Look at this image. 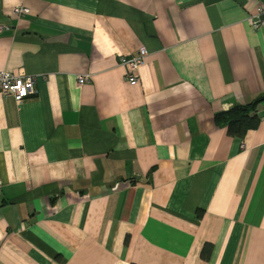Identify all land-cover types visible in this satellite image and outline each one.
Segmentation results:
<instances>
[{
  "label": "crops",
  "instance_id": "1",
  "mask_svg": "<svg viewBox=\"0 0 264 264\" xmlns=\"http://www.w3.org/2000/svg\"><path fill=\"white\" fill-rule=\"evenodd\" d=\"M259 4L0 0V71L35 79L0 88V264H264V116L215 121L264 94Z\"/></svg>",
  "mask_w": 264,
  "mask_h": 264
},
{
  "label": "built area",
  "instance_id": "2",
  "mask_svg": "<svg viewBox=\"0 0 264 264\" xmlns=\"http://www.w3.org/2000/svg\"><path fill=\"white\" fill-rule=\"evenodd\" d=\"M257 9L248 16V21L255 29L264 27V0H259ZM15 13L23 15L29 12V8L18 6ZM3 26L0 24V32ZM148 56L146 47H142L137 54L131 56H122L120 62L127 67L126 79L131 84L139 82L138 69L145 62ZM90 80L89 74H82L78 78V84L82 85ZM0 88L4 95H11L17 101H22L35 92V79L31 75L15 74L7 70L0 71ZM0 182V192H1Z\"/></svg>",
  "mask_w": 264,
  "mask_h": 264
},
{
  "label": "trees",
  "instance_id": "3",
  "mask_svg": "<svg viewBox=\"0 0 264 264\" xmlns=\"http://www.w3.org/2000/svg\"><path fill=\"white\" fill-rule=\"evenodd\" d=\"M262 102L264 94L249 103H237L227 111L216 113L215 121L219 126L227 127L231 135L243 137L249 130L260 125L262 116L259 115V105ZM212 247L210 243L205 245L202 252L204 258L210 257Z\"/></svg>",
  "mask_w": 264,
  "mask_h": 264
},
{
  "label": "water",
  "instance_id": "4",
  "mask_svg": "<svg viewBox=\"0 0 264 264\" xmlns=\"http://www.w3.org/2000/svg\"><path fill=\"white\" fill-rule=\"evenodd\" d=\"M259 115H260V116H264V112H263V111L260 112Z\"/></svg>",
  "mask_w": 264,
  "mask_h": 264
}]
</instances>
